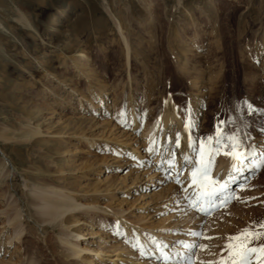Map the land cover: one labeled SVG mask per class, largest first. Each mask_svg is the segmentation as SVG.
<instances>
[{
	"label": "rangeland",
	"instance_id": "1",
	"mask_svg": "<svg viewBox=\"0 0 264 264\" xmlns=\"http://www.w3.org/2000/svg\"><path fill=\"white\" fill-rule=\"evenodd\" d=\"M168 108L179 124L165 123ZM262 128L264 0H0V133L9 138L0 137V210L4 196L16 197L25 228L20 242L3 244L9 228L0 233V264H231L230 246L250 237L239 233L237 210L264 205ZM177 134L179 146L188 135L187 153ZM218 134L225 144L216 153ZM230 135L253 150L254 168L228 189L227 204L190 221L199 215L191 184L199 144L210 178L220 180L211 169L232 159L224 155ZM56 177L96 205L70 211L66 226L81 233L71 240L87 248L79 255L60 242L59 220L38 221L31 205L36 181ZM113 211L138 225L132 240ZM138 232L148 248L133 239ZM190 235L196 247L164 261L162 250ZM120 244L126 254L115 260ZM103 247L110 251L96 258Z\"/></svg>",
	"mask_w": 264,
	"mask_h": 264
},
{
	"label": "bare ground",
	"instance_id": "2",
	"mask_svg": "<svg viewBox=\"0 0 264 264\" xmlns=\"http://www.w3.org/2000/svg\"><path fill=\"white\" fill-rule=\"evenodd\" d=\"M148 14L150 17L151 12H149ZM62 16L63 15H61V17ZM145 21H148V19H146ZM127 48H128V45H127ZM85 58H86V55L84 52H82V55L79 58V61L84 60ZM104 100L105 98L102 97L101 102H103ZM103 105H104L103 107H106V110H108V108L110 107L109 103H107L106 106H105V103ZM201 111L202 109L199 108L198 112H201ZM131 112H132V117L134 121L133 125L136 130L138 129L137 119H135L137 116V111L133 109ZM172 120L173 121L176 120L178 124L180 123V117L176 114L173 108L171 109L168 108V110H166V112L164 113V121L167 124L168 121H172ZM166 127H169V126H166ZM170 128L172 129L173 125ZM149 130H151V127L146 126L145 128H143V134H146ZM0 137H3V139H6V140L9 139L8 137H5L3 133H0ZM187 137H188L187 134L183 136L181 143H180L181 145L178 147V150H181L182 152H186V153L188 149L190 148V143L188 142ZM126 144L127 143H125V146ZM88 145L91 147L94 145V142L89 140ZM0 160H1L0 165L2 167L6 166L5 165L7 162L6 157L4 156L3 160L2 159ZM59 161H60L59 157L55 159L56 164H59ZM247 163L250 164L251 167L247 169H242L239 172L233 171V160L232 159L226 165H221V163L217 162V164L211 170L213 171L214 175L218 173L219 179L221 178L220 179L221 181H224L226 178L229 177V174L232 173V179L230 180L228 184V189H229L230 187L231 188L233 187L232 184L236 180L237 181L240 180L241 176L247 175L248 172L254 168L253 164L249 160L247 161ZM61 177L38 179L36 183L34 184V188L30 192V194L32 195L31 205L34 207L36 218L38 221L51 222V221L59 220L60 228H61V229L58 228L60 242H63L64 244L69 242L71 244L70 248H68L69 254L79 255L80 252L86 250L87 248L83 247L82 244L80 246V244L75 243L71 240V237H77L81 235V233L79 231L80 230L79 227H77V229L75 230H72V229H69V226H66V223H71L72 221H74L75 214L70 213V211H73L77 208H80V206H84V205L88 206V208H94V207L96 208V205H90L80 200L81 195L77 194L78 192L72 190L74 188L73 186L66 187V186L59 185V183L57 184V182H59L60 180L59 178ZM112 184H114V179L108 180L106 187L110 189ZM229 193L230 191H228L216 204H214L212 208L216 207V205L221 204L224 198H226ZM4 198H6L7 203L3 207V209L0 210V221L2 224L0 233L3 231V229L8 227L9 235L5 236L3 244L11 243L12 241L20 242L22 234L25 229L24 228V215H23V211L21 208L22 205L20 202H18L19 200L16 197L13 198L12 200L8 199L10 198V196L8 198L4 196ZM255 200H258V199H255ZM206 207L207 205H205V210H207ZM105 208L106 207H103V209ZM107 210H110V209L107 208ZM237 211L240 212V215L242 216V221L244 223V227L241 231H239V233L243 234L244 236H247V234L251 232L253 234L255 233L260 234L259 236L250 235V237L247 238L244 241V243L251 244V242L254 241L257 243L256 247H260L261 245H264V205H257V206L241 205V207ZM113 213L117 215L118 219L120 218L124 220L125 223L123 222L121 226L123 227L127 238L131 237V240H132L133 229L137 228L138 225L135 222L131 221L128 217L123 216L118 211L116 212L113 211ZM166 215H168L167 212H166ZM196 219L199 220V223L202 220V216L200 215V212H199V215L195 214V216H193L190 221L196 220ZM174 225H177V223H175ZM143 227L148 228V226H143ZM89 233H93V232H89ZM133 236H134L133 238L134 240H136L138 243H142V246H145L146 248H148L147 247L148 243H146L145 237L142 232H138L136 235H133ZM191 237L192 235L188 237L187 245H182L178 241H171L169 246H166L162 250V252L160 251L161 254L165 257L164 261L174 259L176 257L177 258L180 257V254H183L187 250V246L190 245ZM126 249H127V246H122V244L116 245L114 248V251H116L114 255L115 260L123 259V258H120V256H125ZM108 251H110L108 248H105V247L100 248L98 250L96 258H101V256L107 253ZM148 251L151 254L152 253L156 255L158 254V251H156L153 246H151V249L147 250V252ZM127 252L129 254L130 251L128 250ZM258 256H259L258 253L255 254L254 264H264L262 263L264 262V257H259V260H258ZM92 262L93 264L95 263L94 261ZM49 263L50 262H47V264ZM83 263H86V262H83ZM24 264H39V263H38V260L34 258H27ZM62 264H68V262L65 261Z\"/></svg>",
	"mask_w": 264,
	"mask_h": 264
},
{
	"label": "snow or ice",
	"instance_id": "3",
	"mask_svg": "<svg viewBox=\"0 0 264 264\" xmlns=\"http://www.w3.org/2000/svg\"><path fill=\"white\" fill-rule=\"evenodd\" d=\"M250 112H255L251 105L248 106ZM264 131V128H262ZM209 141H212V137L208 138ZM227 146H230L231 151H225L224 155L230 156L233 160V171L239 172L242 169L250 168L251 165L247 161L253 156L251 149L243 150L242 145L238 142V139L235 135H230L227 137ZM225 144V139L219 134L215 138L214 150L216 153H219L220 147ZM176 145L179 146V134L176 137ZM150 152L153 149H148ZM205 144L203 141L199 144L198 159L194 161V166L191 170V184L194 185L197 189L194 194L195 198L192 200V207L201 212L204 215H208L212 209V206L216 204L227 192L228 184L232 179V173L229 174V177L224 181L210 178V172L208 164L205 163ZM210 162V160H209ZM173 161L169 160V165L172 166ZM261 166H264V158L261 159ZM177 183L180 181L177 179ZM187 199V197H186ZM228 199H224L223 203L227 204ZM204 205H207L208 208L205 210ZM194 236H199L200 233H192ZM243 235V234H242ZM247 235H256L259 236V233H248ZM234 240H239L240 236L232 237ZM190 247H196L195 244L190 245ZM232 251L229 253L231 257V264H251L252 254H259V257H264V245L260 247H248L245 243L241 242L238 245H231ZM189 264L191 261L189 260Z\"/></svg>",
	"mask_w": 264,
	"mask_h": 264
}]
</instances>
